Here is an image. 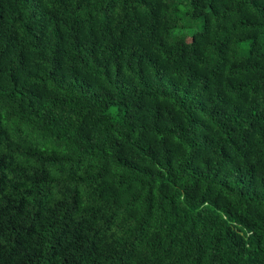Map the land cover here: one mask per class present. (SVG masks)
<instances>
[{
  "label": "trees",
  "instance_id": "trees-1",
  "mask_svg": "<svg viewBox=\"0 0 264 264\" xmlns=\"http://www.w3.org/2000/svg\"><path fill=\"white\" fill-rule=\"evenodd\" d=\"M0 264H264V0H0Z\"/></svg>",
  "mask_w": 264,
  "mask_h": 264
},
{
  "label": "rangeland",
  "instance_id": "rangeland-1",
  "mask_svg": "<svg viewBox=\"0 0 264 264\" xmlns=\"http://www.w3.org/2000/svg\"><path fill=\"white\" fill-rule=\"evenodd\" d=\"M170 2H172V1H170Z\"/></svg>",
  "mask_w": 264,
  "mask_h": 264
}]
</instances>
